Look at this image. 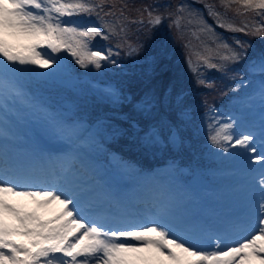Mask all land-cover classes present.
I'll list each match as a JSON object with an SVG mask.
<instances>
[{
	"label": "snow or ice",
	"instance_id": "6c2138e0",
	"mask_svg": "<svg viewBox=\"0 0 264 264\" xmlns=\"http://www.w3.org/2000/svg\"><path fill=\"white\" fill-rule=\"evenodd\" d=\"M195 3H203L215 27L264 39V0H219L223 13L215 3L206 0ZM128 11H135L137 16H129ZM229 11L245 17L239 26L228 17ZM166 19L169 28L175 29L177 39L182 40L186 32L197 40L200 34H206L215 44L212 48L208 40L201 41L202 51L188 54V68L196 75L197 84L212 87L201 78V67L215 69L225 76L231 72L234 81L239 78L240 82L228 89L231 92L249 84L248 76L258 75L257 94L264 104V50L250 58L249 52L253 50L250 40L232 36L229 42L191 4H145L130 8L124 0H0V142L8 139L4 120L10 104L36 106L35 97L26 87V78L54 75L62 67L60 53H67L80 69L100 70L106 64L115 65L113 57L120 53L112 47L94 49L96 38L115 40L117 49H126L125 55L133 56L143 50L144 42L135 45L128 42L130 26L138 25L136 31H140L146 24V39H151V31ZM188 25L197 27L192 30ZM184 47L190 48L191 41ZM241 62H246L243 70L232 67ZM104 97L113 106L131 102L130 97H122L114 88L105 89ZM184 97V92L173 94L169 89L163 100L146 93L134 105L146 116H151L161 103L171 106L174 112V120L162 117L143 130L140 137L143 143H169L173 147L184 143L181 132L192 120ZM205 106L202 119L208 144L223 153L240 149L237 155L261 165L252 170L255 175L251 177L247 204L238 217L209 226L178 213L170 201L160 203L155 213L148 215L126 209L112 211L94 195H85L91 189L74 185L70 179L72 165L59 172L49 169L46 177L51 179L37 180L34 170L17 164L4 143H0V264H254V261L264 264V115L258 148L253 131L237 132L234 119L219 115L206 101ZM41 110L53 132L67 141L65 156L75 160L73 150L83 131L81 124H69L57 114ZM130 126L135 132L141 131L134 121ZM123 131L118 126L111 128L113 136ZM9 197L27 199L35 209L25 211L10 203ZM53 205L55 214L42 219L38 210ZM6 216L15 224L10 225ZM14 235L28 237L29 241L17 243L12 239Z\"/></svg>",
	"mask_w": 264,
	"mask_h": 264
},
{
	"label": "trees",
	"instance_id": "16d2710c",
	"mask_svg": "<svg viewBox=\"0 0 264 264\" xmlns=\"http://www.w3.org/2000/svg\"><path fill=\"white\" fill-rule=\"evenodd\" d=\"M124 2L128 3L130 8L141 7L145 4L173 6L179 3L191 4L193 8L200 9L204 13L207 23L213 25L216 33L229 38V42H231L232 36L242 40H250L253 44V50L249 52L250 58L257 52L264 50V39L244 36L242 33L226 32L223 28L215 27L214 19L207 15L203 3H195V0H124ZM206 2L217 4V10L224 12V9L219 7V0H206ZM127 14L132 17L137 16L135 11H128ZM227 15L237 26L245 19V17L235 16L231 11ZM137 27L138 25L130 26L128 42L133 45L138 41L144 42V48L140 53L133 56L125 55L126 49H117L115 40L109 42L98 37L94 41V47L98 46L104 49L112 47L114 52L120 53L113 57L117 61L115 65L106 64L100 70L91 67L80 69L70 56H67L66 60L64 59L73 75L85 74L87 77L95 78L93 75L95 72L98 77H103L104 81L117 85L122 97H126L125 94H128L131 102L125 101L118 106H113L104 98L89 92L85 83L75 82L67 86L56 81L50 75L26 78L27 89L35 97V101L43 105L46 103L60 109L64 107L66 101L73 109L71 116L84 118L90 124L96 119L104 117L110 121L109 123L123 129V134L110 138L105 144L106 148L102 151V153L111 150L117 151L123 163L148 169L162 161L171 160L177 165L187 166L191 171H201L207 166L217 167L221 164H231L232 160H221L214 157L212 153L207 154V132L204 129L202 119L206 107L205 101L207 105L217 109L219 115L225 116L228 111L237 110L236 104L245 95L249 84L243 85L236 92L228 91L234 84L240 82L239 78L234 81L231 79V72L225 76L215 69L203 67L200 68V72L203 73L201 78L207 83H211L212 87L208 88L197 84L196 75L188 68L187 58L191 51H202L200 43L208 40L206 34H200V40H197L186 32L182 40L177 39L175 29L169 28V21L166 19L159 27L151 31V39H146L148 35L147 25L145 24L140 31H136ZM196 27V25L187 26L192 30H195ZM188 41H191V47L185 48L184 44ZM208 44L215 48V44L211 43L210 40H208ZM149 57H153L154 60L149 61ZM192 58L195 62V56ZM213 62L219 61L214 60ZM244 63L246 62L232 65V67L243 70ZM78 84L82 87L81 89L76 88ZM169 89L172 90L173 94L180 91L185 93V104L192 113V120L181 132L184 143L178 147H173L169 143L160 144L157 146L156 153L154 151L149 152L140 145L143 130H146L149 125L157 123L162 117L174 120V112L171 106H165L161 103L151 116H146L138 112L134 105L138 104L146 93H153L160 100H163ZM225 92L227 95L224 94ZM133 121L141 131L135 132L131 128L130 125ZM212 151L214 148L210 146L209 152Z\"/></svg>",
	"mask_w": 264,
	"mask_h": 264
},
{
	"label": "rangeland",
	"instance_id": "374dc122",
	"mask_svg": "<svg viewBox=\"0 0 264 264\" xmlns=\"http://www.w3.org/2000/svg\"><path fill=\"white\" fill-rule=\"evenodd\" d=\"M59 55L62 60V67L52 75L53 78L67 86L74 84L75 81L85 82L80 80L83 74H80L76 80L69 71V67L64 62V58L68 54L62 53ZM37 70L39 72L45 71ZM93 75L95 80L86 82L89 92L106 100L104 97L105 89L114 88L119 91L117 85L104 81L103 77H98L95 72H93ZM259 80L260 77L256 75L249 89L250 96L247 102H241L238 105L241 113L250 114L261 123V116L264 115V104L261 103L257 94ZM76 88L81 89L82 87L78 84ZM125 96L128 97V94H125ZM43 109L49 113H55L50 108V110L44 107ZM66 109L68 110L66 111ZM66 109H64V113L57 114L59 118L69 124L78 122L83 128L80 139L73 150L75 160H70L65 156L69 147L67 141L61 139L53 132L52 127L45 118L44 111L39 106L29 108L19 103L10 104L8 116L4 120L8 139L6 142L0 143H4L9 156L17 164L24 167H29L32 164L33 160L30 158V154L42 149L52 151L43 143H38V146L32 143L31 140L35 136L44 139L46 144L56 146L57 151L53 153L56 161H58L57 166L59 165L60 167L55 170L59 172L61 168L72 165L73 174L70 179L74 181V185L91 189V192H86L85 195H94L98 200L104 202L106 207H110L112 211L126 209L133 212H149L153 214L160 203L170 201L178 213L196 218L209 226H214L228 218L238 217L245 208L252 183L251 177L255 175L252 170H258L261 165L252 164L244 159L242 154L237 155V153H241L240 149L230 150L229 153L216 151V149H214V152H209L210 145L207 144V154L212 153L218 156L219 159L232 158L238 160L232 166H227L234 169L227 171L225 169L220 170L225 166L218 168L209 166L204 168L203 171L194 170L191 173H188L185 167H175L173 164H163L153 168L148 173H140L136 167L129 168L117 165V156L115 153H111L107 156L106 162L113 166L112 172L115 177L109 181L107 176L103 175L101 165L95 158L103 142L113 136L111 128L116 125H109L105 118H100L94 124L92 123L91 126L86 127L81 120L66 119L68 112L71 111L70 108ZM232 119L236 122L237 132L253 131L256 136L261 134V132L260 134L256 133L249 121L241 118ZM28 125L32 129H27ZM257 126L261 129V124ZM140 145L149 152H157L158 145H148L142 141H140ZM255 145L259 148L260 140H256ZM106 181L109 183L108 185L104 183ZM114 182L120 184L118 191L115 189ZM137 183L139 187L134 185ZM113 194L117 196H113ZM149 194L154 195L152 198L156 199L155 204L151 205L149 201H142ZM8 199L10 203L23 207L25 211L35 209L33 202L27 199L16 197H9ZM55 209L56 206L53 205L49 210L39 209L38 213L42 219L47 220L55 214ZM5 219L10 225L15 224V221L10 216H6ZM12 239L17 243L24 244L29 241L28 237L20 235H14ZM254 264H259V261H254Z\"/></svg>",
	"mask_w": 264,
	"mask_h": 264
},
{
	"label": "bare ground",
	"instance_id": "6f19581e",
	"mask_svg": "<svg viewBox=\"0 0 264 264\" xmlns=\"http://www.w3.org/2000/svg\"><path fill=\"white\" fill-rule=\"evenodd\" d=\"M38 180H39V178H38ZM24 201H25V200H24ZM18 202H19V201H18ZM18 202H17V203H18ZM20 206H21V205H20ZM50 208H51V206H50L49 208H47V209L49 210ZM41 210H42V209H41ZM44 211H45V210H44ZM50 212H51V211H50Z\"/></svg>",
	"mask_w": 264,
	"mask_h": 264
}]
</instances>
